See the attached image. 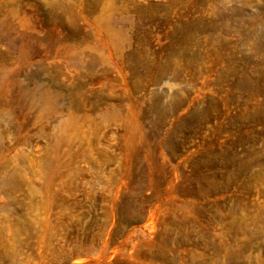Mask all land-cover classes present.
<instances>
[{"label": "rangeland", "instance_id": "1", "mask_svg": "<svg viewBox=\"0 0 264 264\" xmlns=\"http://www.w3.org/2000/svg\"><path fill=\"white\" fill-rule=\"evenodd\" d=\"M0 264H264V0H0Z\"/></svg>", "mask_w": 264, "mask_h": 264}]
</instances>
